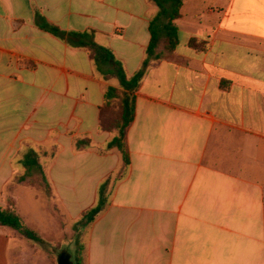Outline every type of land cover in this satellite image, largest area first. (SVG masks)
<instances>
[{"label":"crops","instance_id":"obj_1","mask_svg":"<svg viewBox=\"0 0 264 264\" xmlns=\"http://www.w3.org/2000/svg\"><path fill=\"white\" fill-rule=\"evenodd\" d=\"M179 1L178 44L150 63L134 94L125 165L107 149L116 132L99 128L118 81L40 19L66 34L93 32L130 79L147 57L157 4L0 0V208L13 204L39 237L45 215L76 224L110 180L104 210L78 233L85 264H264V0ZM30 152L42 175L24 166ZM40 252L0 227V264H55Z\"/></svg>","mask_w":264,"mask_h":264},{"label":"trees","instance_id":"obj_2","mask_svg":"<svg viewBox=\"0 0 264 264\" xmlns=\"http://www.w3.org/2000/svg\"><path fill=\"white\" fill-rule=\"evenodd\" d=\"M153 1L160 8V12L150 23L151 41L146 51L147 57L141 69L130 79L126 77L121 63L116 60L111 51L95 43L93 32L66 34L40 19L41 29L61 40H65L67 44L74 48L87 49L101 76L104 78H115L118 81L122 91L111 87L105 92L104 104L100 109L99 128L105 132H116V137L107 145V149H117L125 165L129 164L127 132L135 116L134 94L139 90L150 63L159 62L171 56L178 44L177 28L173 23L179 18L180 1H170L171 5L168 8L162 5L164 2L162 0ZM166 10L170 14V20L167 24L163 22L162 18L166 14ZM189 46L196 50H204L205 48V45L199 44L195 40H191ZM87 146L85 142H78L76 148L80 150ZM24 166L28 169H36L42 175V168L34 152L29 153L28 158L25 159ZM25 179L24 177L20 178L19 182L25 181ZM42 179L46 185L44 178ZM109 181L107 179L99 188L97 205L83 212L80 220L74 224L73 230L76 235H78L80 230L90 225L104 210ZM46 194L48 196L50 194L48 189ZM0 227L14 229L29 241L39 240L35 233L25 228L11 203L5 209L0 208ZM80 249L82 250L83 248L80 247ZM84 253L82 251L76 253L74 264H85Z\"/></svg>","mask_w":264,"mask_h":264},{"label":"rangeland","instance_id":"obj_3","mask_svg":"<svg viewBox=\"0 0 264 264\" xmlns=\"http://www.w3.org/2000/svg\"><path fill=\"white\" fill-rule=\"evenodd\" d=\"M30 185L37 191L45 192L44 184L41 181V177L32 176L30 177ZM109 191V189H108ZM108 192H106L107 196ZM25 197V194L24 196ZM27 201L25 198L23 199L21 209L23 211H27ZM43 211L46 213L49 212L46 205L42 204ZM44 213V214H45ZM44 216V215H43ZM27 222V223H26ZM25 226L28 230L33 231L32 224H29L28 221L25 220ZM64 222L62 219H52L51 216L45 215V217L41 220V226L43 227L42 232H36L39 235L38 241H32L33 247L42 251L43 255H46L49 259H52L55 264H58V260L60 255L63 253H67L70 256V264H74V258L76 255V248L79 243H85L86 235H82V240H79V236L74 232V225H66L65 228L63 226ZM29 252H23V254H28ZM15 252H11V255H14ZM85 254V253H84ZM30 255H27L28 262L31 261ZM32 264V262H31Z\"/></svg>","mask_w":264,"mask_h":264},{"label":"water","instance_id":"obj_4","mask_svg":"<svg viewBox=\"0 0 264 264\" xmlns=\"http://www.w3.org/2000/svg\"><path fill=\"white\" fill-rule=\"evenodd\" d=\"M58 264H70V256L66 253H63L62 255H60Z\"/></svg>","mask_w":264,"mask_h":264}]
</instances>
